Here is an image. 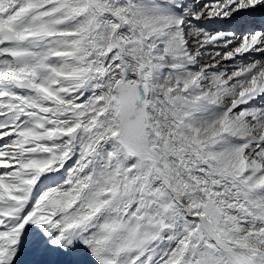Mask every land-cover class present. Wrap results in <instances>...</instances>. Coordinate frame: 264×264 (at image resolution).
Wrapping results in <instances>:
<instances>
[{
  "label": "snow or ice",
  "instance_id": "1",
  "mask_svg": "<svg viewBox=\"0 0 264 264\" xmlns=\"http://www.w3.org/2000/svg\"><path fill=\"white\" fill-rule=\"evenodd\" d=\"M0 264H264V0H0Z\"/></svg>",
  "mask_w": 264,
  "mask_h": 264
}]
</instances>
